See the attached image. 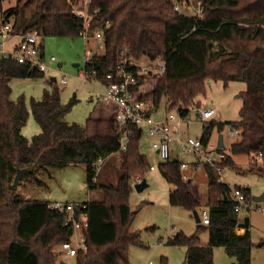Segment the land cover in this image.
Masks as SVG:
<instances>
[{
	"label": "trees",
	"instance_id": "16d2710c",
	"mask_svg": "<svg viewBox=\"0 0 264 264\" xmlns=\"http://www.w3.org/2000/svg\"><path fill=\"white\" fill-rule=\"evenodd\" d=\"M79 0H15L3 9L0 18L14 21V28L24 33L37 31L43 37H80L82 19L73 13ZM202 19L173 11L170 0H95L90 33L103 29L104 53L92 54L84 69L102 88L107 74H115L123 50L135 62L142 57L152 62L165 61L160 76L137 78L130 87L134 101L147 103L150 109L164 104L166 112L183 111L205 94V81L246 84L242 92L239 121L221 124L240 129V138L231 143L232 155H247L250 160L264 156V0H203ZM34 4V5H33ZM33 6L31 12L27 9ZM219 46L217 52L214 45ZM223 46V47H222ZM134 73L136 67L130 69ZM43 77L25 64L0 61V264H56L53 247L68 241L71 230L63 226L64 212L48 207V202L24 201L15 193L13 180L18 169L34 175L38 169L66 168L84 165L89 190H98L99 201L87 202L84 212L89 226L85 232L86 249L76 254L75 264H128L131 245H141L138 234L130 230L133 213L129 196L136 181L149 170L140 152L143 130L130 126V141L119 152L121 129L111 110L97 105L86 125H68L62 115L76 102H60L58 93L41 100H31V113L41 132L31 140L21 133L29 111L24 96L10 99L12 79ZM55 83V82H53ZM202 137L210 139L211 124ZM121 153L123 172L116 183L91 186L93 166L98 159ZM250 170L264 172L250 161ZM224 166H234L230 156ZM163 178L174 187L169 205L194 212L200 196L190 182L181 180L180 162L170 159L160 166ZM208 180V225L196 224V232L187 237L177 233L166 243L185 248L186 264H212L215 248H223L236 264H250L252 242L249 231L236 232L237 202L230 197V187L218 181L216 173L205 169ZM135 177V178H134ZM243 189L247 200L249 191ZM206 231L208 243H200L198 235ZM164 258V257H163ZM162 264H167L166 259Z\"/></svg>",
	"mask_w": 264,
	"mask_h": 264
},
{
	"label": "rangeland",
	"instance_id": "374dc122",
	"mask_svg": "<svg viewBox=\"0 0 264 264\" xmlns=\"http://www.w3.org/2000/svg\"><path fill=\"white\" fill-rule=\"evenodd\" d=\"M14 5L15 0H3L4 10ZM32 8L33 6H30L26 14H29ZM88 39L85 45L80 37L41 36L39 41L42 43L43 52L47 56L56 58L57 62L52 69L60 66V72L49 70L43 77L10 81V99L16 101L19 96H24L29 111L28 120L21 131L27 140H31L33 136L41 132L31 113L32 99L41 100L55 91L63 105H67L75 98V104L62 115V120L68 125L80 127L86 125L91 112L101 104L99 96V92L103 89L101 84L94 80L85 81L80 75L84 56H90L92 51V54L102 55L104 53V49L99 48L98 40L93 37ZM218 50L219 46L214 45V51ZM127 52L129 53L128 50ZM134 63L137 66H149L150 64L149 60L144 57ZM76 64L79 66L75 67ZM63 76L67 79L65 86L58 83ZM53 78L55 83L51 81ZM245 90L246 84L239 81L230 82L226 86L220 81H205V94L196 98L194 105L201 110L210 109L215 112L214 117L209 121L211 141L216 140L219 134L225 135L221 124L239 121V111L242 105L239 95ZM163 115L162 105L156 113L152 114L155 118H162ZM190 118L193 121L188 128L183 129L184 137L202 138L206 124L198 121L193 114H190ZM235 141L237 140L227 141L225 144L224 151L227 156H230L234 166H225L222 179L229 187L247 189L251 197L260 196L264 193V172L250 170L249 156L231 154L230 145ZM140 152L145 156L148 165L155 167V171L146 170L143 179L146 180L147 188L140 193L133 189L129 196V207L134 214L130 230L138 234L141 245L129 247L128 264H147L149 261L153 264H162L164 258L167 264H186L185 248L171 245L166 241L174 238L177 233H183L187 237L193 236L196 232L194 214L182 207L169 205V194L173 187L163 178L160 170L163 161L151 148L146 135H143L140 140ZM178 157L182 161L188 159L183 154H179ZM123 161L121 153L108 157L96 178V187L114 185L118 174L123 172ZM203 176H198V182L194 184L200 195V206L196 209L200 216L203 210L208 211V180ZM135 177L139 175L136 174ZM15 193L19 199L31 202L73 203L102 199L99 189L89 190L84 165L66 168L48 167L36 170L34 175L24 174L15 187ZM258 205L264 209V201L259 202ZM244 218L250 221L249 232L252 242L250 264H264V213L243 210V213H239L238 219L243 222ZM198 238L200 243L204 245L208 243L206 231L200 233ZM57 246L53 247V252L58 248ZM56 258H58L56 264H75V259H69L65 255H57ZM212 264H236V261L229 257L223 248H215Z\"/></svg>",
	"mask_w": 264,
	"mask_h": 264
},
{
	"label": "built area",
	"instance_id": "2783aa9c",
	"mask_svg": "<svg viewBox=\"0 0 264 264\" xmlns=\"http://www.w3.org/2000/svg\"><path fill=\"white\" fill-rule=\"evenodd\" d=\"M95 0H79L73 4V13L82 19V30L80 38L83 42H88V38L93 37L99 41V48L104 49L103 29H98L90 33V24L93 14L96 10H91V5ZM173 11L180 15L190 16L194 19H202L205 2L203 0H170ZM41 36L37 31L22 32L14 28L13 19L7 20L0 18V61L11 60L18 64H25L31 70L39 74H45L49 70L60 72V66L52 69L57 62L54 56H47L42 49V43L39 41ZM85 47V46H84ZM91 52V51H90ZM127 50H123L117 65L115 74L106 75V83L100 92L101 104L108 107L113 115V120L121 129L119 139V152L125 151L130 141V126H136L143 130L150 141L151 148L157 153L159 158L165 162L170 159L179 160V154L190 156L192 158L193 173L206 168L212 169L218 176V181L224 183L222 179L227 154L225 153V144L227 141L238 140L240 138V129L231 125L224 127L222 135L223 148L218 147V137L216 140L204 143L202 138L194 139L184 137V128H188L192 123L190 114H193L198 121L208 125L211 118L214 117L213 110H201L195 105L184 108L183 111L177 110L167 114L165 119H156L152 116L154 110L144 102L134 101L130 93V87L136 82L137 78L146 75L160 77L165 71V61L161 58L150 62L148 65L137 66L133 60L127 57ZM92 55V52H91ZM90 55V56H91ZM90 56H84L83 68L80 75L85 81L95 77L91 76L84 69L89 62ZM136 67L134 73L130 69ZM60 85L67 84L66 76H63L59 82ZM105 159H98L93 166L94 179L91 186L95 185L96 178L104 164ZM181 180L185 183L193 180V173L186 174L183 172L187 168V162L179 160ZM251 163L264 168V156L262 153L257 154ZM155 167L150 166L149 170ZM142 179L137 177L134 184L139 183ZM225 184V183H224ZM173 187V186H172ZM174 189V187H173ZM230 197L237 202L235 212L243 210H255L264 213V209L253 202L247 200L242 188L230 187ZM90 202V200H89ZM87 202H48V207L55 211L64 212L65 217L63 226L71 230V236L68 241L60 243L54 251L58 256L65 255L69 259H74L79 251L86 249L85 232L89 226L88 215L84 212ZM200 224L208 225L210 216L209 212L203 210L201 213ZM147 264H153L147 262Z\"/></svg>",
	"mask_w": 264,
	"mask_h": 264
},
{
	"label": "crops",
	"instance_id": "0c3cea01",
	"mask_svg": "<svg viewBox=\"0 0 264 264\" xmlns=\"http://www.w3.org/2000/svg\"><path fill=\"white\" fill-rule=\"evenodd\" d=\"M93 52V51H92ZM75 67H78L79 65L78 64H76V65H74ZM99 95H100V92H99ZM161 107V106H160ZM160 107H158V109H155L153 112H152V114H154V113H156L158 110H159V108ZM162 107L164 108V115H163V117L162 118H159V117H157L156 119H165L166 118V116H167V114H169V113H172L173 111H169V112H166V110H165V107H164V104H162ZM155 118V117H154ZM145 135V134H144ZM147 137V136H146ZM148 139V138H147ZM155 154L157 155V153L155 152ZM186 156V155H185ZM188 159L187 160H185V162H187V168L185 169V170H183V172H185L186 174H192L193 173V171H192V169H193V164H192V158L190 157V156H186ZM151 171H155V168L153 169V170H151ZM200 175H204L203 177H205L206 179H207V175H206V172H205V170H199V171H196V172H194L193 173V180L190 182V185L191 186H193V187H195V189L197 188L196 187V185H194L196 182H198V176H200ZM21 179V178H20ZM199 194V193H198ZM200 196V195H199ZM91 201H93V200H90V202ZM242 213H243V211H241ZM241 212H239V213H241ZM239 213H238V216H239ZM247 213H249V212H247ZM198 216H199V214H198ZM200 219V218H199ZM238 227H237V229H236V232L237 233H239V234H243L245 231H249V227H250V221H249V219L248 218H244V220H243V222H241V221H239V219H238ZM200 224V223H199ZM250 233V232H249ZM163 258V257H162Z\"/></svg>",
	"mask_w": 264,
	"mask_h": 264
},
{
	"label": "water",
	"instance_id": "95a60500",
	"mask_svg": "<svg viewBox=\"0 0 264 264\" xmlns=\"http://www.w3.org/2000/svg\"><path fill=\"white\" fill-rule=\"evenodd\" d=\"M52 82H55V79L53 78L51 80ZM205 129H207V127H205ZM223 138H222V134H219L218 136V147L221 149L223 148ZM26 173V170L25 169H18L17 172H16V175L14 177V180H13V187L15 188L19 181H20V178ZM147 183H146V180L142 179L139 183H136L133 185V189L137 192V193H140L142 192L144 189L147 188ZM252 200L253 202L255 203H259V202H262L264 201V193L261 194L260 196H255V197H252ZM194 214V217H195V222L196 224H199L200 223V219H199V216L197 214L196 211L193 212Z\"/></svg>",
	"mask_w": 264,
	"mask_h": 264
}]
</instances>
